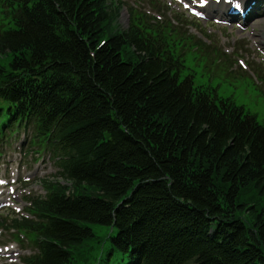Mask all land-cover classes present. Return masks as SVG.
<instances>
[{"label":"trees","instance_id":"1","mask_svg":"<svg viewBox=\"0 0 264 264\" xmlns=\"http://www.w3.org/2000/svg\"><path fill=\"white\" fill-rule=\"evenodd\" d=\"M118 4L0 0V142L30 130L56 168L0 217L33 250L9 264H78L92 224L120 264H264V124L180 78L170 27L116 26Z\"/></svg>","mask_w":264,"mask_h":264},{"label":"rangeland","instance_id":"2","mask_svg":"<svg viewBox=\"0 0 264 264\" xmlns=\"http://www.w3.org/2000/svg\"><path fill=\"white\" fill-rule=\"evenodd\" d=\"M253 1L247 2L252 4ZM199 2L121 0L115 24L124 29L132 10L139 15L145 14L147 18L154 17L155 22L170 27L171 38L177 41L176 46L182 53L180 78L191 76L193 86L211 88V92L218 96L230 97L264 124V8L252 10L245 20L235 17L237 20L232 21L234 18L219 17L229 13L217 5L210 6V13L201 17L190 14L183 6L186 3L197 8ZM29 138L30 130L21 129L7 141L0 142L2 218L27 215L25 199L43 193L40 180L56 171L48 153L38 152V148L26 149ZM92 227L95 235L81 247L77 263L120 264L122 254L113 248L110 238L116 227L104 224H92ZM9 228L0 229V264L17 262L19 255L32 251L26 234L22 232L23 235L18 236L17 231L12 233Z\"/></svg>","mask_w":264,"mask_h":264},{"label":"bare ground","instance_id":"3","mask_svg":"<svg viewBox=\"0 0 264 264\" xmlns=\"http://www.w3.org/2000/svg\"><path fill=\"white\" fill-rule=\"evenodd\" d=\"M248 0H242V1H240V3L243 5V6H245L246 7V9H249V5H248V2H247ZM255 1V4L253 5V10L254 9H260V8H264V0H257L258 1V3H256L257 1L256 0H254ZM205 2V0H200V2H199V4H198V8H199V10L203 13V14H208V13H210L209 11H208V9H209V7L211 6V7H216V5L218 6V7H221L222 5H223V2H222V4H215V3H213L212 1H207L205 4H203ZM258 4H259V6H258ZM258 6V7H257ZM251 12L253 13V11H252V9H250V10H247L246 12H241V13H239V14H237V15H220L219 17L221 18V19H229V18H234L232 21H236L237 19L235 18V17H239V19L240 20H245L250 14H251ZM253 15V14H252ZM245 18V19H244ZM242 23H244V22H242ZM245 23H247V22H245Z\"/></svg>","mask_w":264,"mask_h":264},{"label":"snow or ice","instance_id":"4","mask_svg":"<svg viewBox=\"0 0 264 264\" xmlns=\"http://www.w3.org/2000/svg\"><path fill=\"white\" fill-rule=\"evenodd\" d=\"M237 7H239V5H237Z\"/></svg>","mask_w":264,"mask_h":264}]
</instances>
